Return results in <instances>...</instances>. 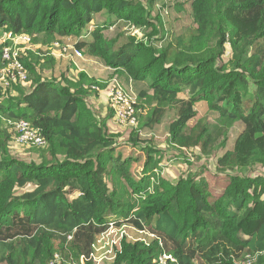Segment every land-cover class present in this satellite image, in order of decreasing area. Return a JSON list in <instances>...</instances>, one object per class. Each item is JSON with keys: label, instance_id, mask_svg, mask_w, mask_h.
Segmentation results:
<instances>
[{"label": "trees", "instance_id": "obj_1", "mask_svg": "<svg viewBox=\"0 0 264 264\" xmlns=\"http://www.w3.org/2000/svg\"><path fill=\"white\" fill-rule=\"evenodd\" d=\"M155 2L0 0V29L36 43L75 36L78 50L146 87L135 98L136 129H153L172 112L168 141L181 148L207 154L242 123L217 170L264 167V0H190L193 26L162 46L155 45L166 34L160 15L151 16ZM125 26L142 30L143 38L125 32L118 45L119 37H105ZM227 42L230 66L218 63ZM12 46L0 42V75L3 51ZM49 56L19 53L27 79L8 77L0 94V264H49L55 255L59 264H96L97 238L131 226L147 236L123 235L109 264H157L162 254L173 256L170 264H264V175L230 172L216 194L191 176L165 188L161 149L138 132L127 139L113 133L111 109L103 119L90 111L100 83L85 72L45 78L42 71L54 66ZM201 101L215 114L216 133L189 126ZM20 120L45 139L32 147L49 158L36 163L10 150Z\"/></svg>", "mask_w": 264, "mask_h": 264}, {"label": "rangeland", "instance_id": "obj_2", "mask_svg": "<svg viewBox=\"0 0 264 264\" xmlns=\"http://www.w3.org/2000/svg\"><path fill=\"white\" fill-rule=\"evenodd\" d=\"M219 2L227 3L228 0H218ZM190 0H156L153 5L151 16L157 14L165 28L164 41H161L156 46H162L168 36L177 35L184 31V29L193 26L191 11L189 8ZM178 5V6H177ZM218 11L216 8L215 12ZM106 13L101 16L102 18ZM130 28V27H129ZM128 26L119 28L114 27L106 31L105 37L112 40L119 37L118 45L126 41L125 36L135 37L140 40L144 32L140 29H129ZM126 32V34H125ZM9 32H4L0 29V39L9 37ZM13 36L11 35V38ZM16 51H18L24 58L27 56V51L46 52L49 57H52L54 66L44 69L43 76L47 79H57L62 74L67 77H73L78 71L85 72L89 77L100 83L97 86L98 95L88 100L87 105L90 111L98 118H106L109 116V90L112 87L120 86L126 93L132 97H137L139 91L146 89L144 84L132 81L124 75L119 74V71L114 70L112 67L106 65L103 59L98 55H90L85 50H78L75 46L76 37H57L56 40L50 44L44 40L41 42L33 41V37L21 34L13 37ZM89 39V38H87ZM213 46V43H208ZM203 47V45H200ZM80 51L81 56H77L74 52ZM232 59V51L228 42L226 44L225 52L219 60V64L230 66ZM150 93V91H148ZM180 97L187 98L188 93L180 94ZM197 115L189 126L203 125L208 130L216 133L214 127L215 114L209 110L206 102L201 101L195 104ZM174 118V113L169 112L163 118L162 122L156 125L153 129L137 130V126H129L122 122L116 115L108 122V127L113 133H117L122 139H127L131 133L138 132L139 136L143 139H151L154 144L161 149L162 162H161V176L164 178V187L169 188L168 183H173L180 176H191L194 179H199L200 186L211 193H220L225 181L228 179L230 172L248 174V175H264V167H257L256 169L222 172L217 170V160L226 151L232 149L234 141L238 134L243 130V124L240 122L235 123L223 136L219 137L214 144V148L207 154L201 151L199 147L181 148L168 141L167 126L169 121ZM13 128H11V131ZM14 131V130H13ZM14 144V143H13ZM11 145L10 150L18 155L20 158L27 161L33 160L40 162L43 158H49V154L42 148H35L33 144H16ZM35 146V147H32ZM181 158L187 159L182 161ZM252 170L254 172H252ZM127 235L131 240L142 239L147 236L145 232L136 230L132 226L111 228L101 236H99L95 243L94 260L96 264H109L112 261V249L117 244L119 239Z\"/></svg>", "mask_w": 264, "mask_h": 264}, {"label": "built area", "instance_id": "obj_3", "mask_svg": "<svg viewBox=\"0 0 264 264\" xmlns=\"http://www.w3.org/2000/svg\"><path fill=\"white\" fill-rule=\"evenodd\" d=\"M11 35L9 37H4L0 39V42H4L5 39H9L10 41L13 42L12 47H6L3 51V58L5 61H7V65L2 70V73L0 75V94L4 92L7 89V86L9 85V81L7 80L8 77L12 83H15L17 76L22 82L26 81L27 79L25 69L23 68V65L21 64L18 57L19 52L16 51L15 48L13 37H17V36L12 35L13 37L11 38ZM74 52L77 56H81L80 51L74 50ZM108 103L110 109L113 111V114L116 115L126 125L135 126L137 124L136 115H135L136 111L134 109L135 97L130 96L120 86L112 87L109 90ZM14 129L17 132V135L15 136L13 141L14 144L18 142L21 144H33L37 147H42L46 143L45 139L36 129H32L28 123L22 120L14 124ZM118 243L119 241L117 242L116 245H118ZM112 254H113V249H112ZM174 262L175 259L171 254H162L159 257L157 264H170ZM59 263H60V258L58 255H55V259L49 262V264H59ZM67 264H77V263L72 262ZM79 264H82V262L80 261Z\"/></svg>", "mask_w": 264, "mask_h": 264}]
</instances>
